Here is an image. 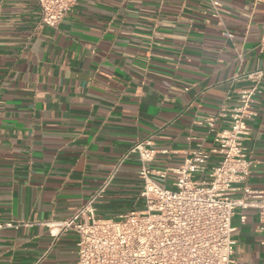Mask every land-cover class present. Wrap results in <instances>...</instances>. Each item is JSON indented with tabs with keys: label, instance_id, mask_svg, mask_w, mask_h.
Returning <instances> with one entry per match:
<instances>
[{
	"label": "crops",
	"instance_id": "obj_1",
	"mask_svg": "<svg viewBox=\"0 0 264 264\" xmlns=\"http://www.w3.org/2000/svg\"><path fill=\"white\" fill-rule=\"evenodd\" d=\"M212 1L77 0L49 28L36 0H0V224L16 225L0 227V264H76V234L53 238L45 223L70 216L113 170L97 216L142 209L136 155L117 165L132 145L150 140L155 169L214 145L230 122L221 104L248 85L234 75L264 71V4ZM251 105L246 184L264 191V73ZM250 200L231 220L234 264H264L261 203Z\"/></svg>",
	"mask_w": 264,
	"mask_h": 264
},
{
	"label": "built area",
	"instance_id": "obj_2",
	"mask_svg": "<svg viewBox=\"0 0 264 264\" xmlns=\"http://www.w3.org/2000/svg\"><path fill=\"white\" fill-rule=\"evenodd\" d=\"M252 1L264 4V0ZM36 2L40 26L57 28L77 0ZM212 4L218 5L216 0ZM258 51L264 52V33ZM263 73V69H254L234 75L233 80L244 79L248 85L237 91L236 105L228 108L226 103L221 104L218 116L228 115L230 122L216 133L209 150L198 144L186 153L181 164L164 169L152 167L155 150L149 139L126 151L117 165L136 155L142 209L115 218L97 216L94 204L104 195L113 170L70 216L45 223L50 235L76 234V264H234L231 220L236 209L252 207L255 204L250 198H258V217L264 223V191L246 184L255 161L245 145L252 133L248 120L256 115L251 101L260 92ZM215 119L210 117L206 122L212 127ZM212 154L219 158L209 166ZM168 171L176 175L173 187L154 179H165ZM237 192L241 195L236 196ZM240 218L244 220L243 215ZM2 226L16 225L7 222Z\"/></svg>",
	"mask_w": 264,
	"mask_h": 264
}]
</instances>
